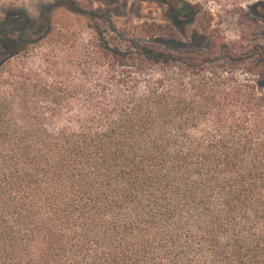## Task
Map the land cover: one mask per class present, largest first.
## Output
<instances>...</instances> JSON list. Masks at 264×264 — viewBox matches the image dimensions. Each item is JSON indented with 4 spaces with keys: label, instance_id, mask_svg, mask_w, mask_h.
<instances>
[{
    "label": "trees",
    "instance_id": "trees-1",
    "mask_svg": "<svg viewBox=\"0 0 264 264\" xmlns=\"http://www.w3.org/2000/svg\"><path fill=\"white\" fill-rule=\"evenodd\" d=\"M35 40L1 28V63ZM118 54L140 62L113 94L21 74L0 90V264H264V87L205 53ZM247 57L264 74V48Z\"/></svg>",
    "mask_w": 264,
    "mask_h": 264
},
{
    "label": "rangeland",
    "instance_id": "rangeland-1",
    "mask_svg": "<svg viewBox=\"0 0 264 264\" xmlns=\"http://www.w3.org/2000/svg\"><path fill=\"white\" fill-rule=\"evenodd\" d=\"M57 1L0 0V29L36 39L25 52L3 63L7 56H0V90H9L10 76L21 74L28 77L21 79L24 86L42 76L64 82L68 90L97 91L95 84L100 82L106 93L113 94L120 90V69L133 70L140 62L137 57L122 61L117 55L120 48L138 51L145 43L170 52L177 65L205 53L208 71L264 87V74L247 57L256 46L264 48V0H65L69 8L48 9ZM183 2L192 10L188 18L180 11ZM152 23L167 28L149 35L144 24ZM103 42L109 48L104 53ZM153 68L148 71H175L174 66ZM186 70L188 76L194 72L191 67Z\"/></svg>",
    "mask_w": 264,
    "mask_h": 264
},
{
    "label": "flooded vegetation",
    "instance_id": "flooded-vegetation-1",
    "mask_svg": "<svg viewBox=\"0 0 264 264\" xmlns=\"http://www.w3.org/2000/svg\"><path fill=\"white\" fill-rule=\"evenodd\" d=\"M180 11H183V12H184V16H185L186 18L190 17V15H191V13H192V10L190 9V6H189V8H184V7L181 5V7H180ZM188 12H190L189 16L186 15Z\"/></svg>",
    "mask_w": 264,
    "mask_h": 264
},
{
    "label": "water",
    "instance_id": "water-1",
    "mask_svg": "<svg viewBox=\"0 0 264 264\" xmlns=\"http://www.w3.org/2000/svg\"><path fill=\"white\" fill-rule=\"evenodd\" d=\"M182 6H183L184 8H189V4H188L187 2H183V3H182ZM189 14H190V12H188L186 15L189 16Z\"/></svg>",
    "mask_w": 264,
    "mask_h": 264
}]
</instances>
